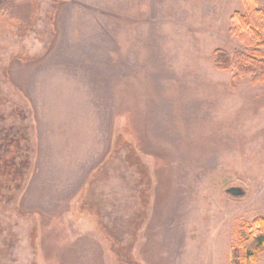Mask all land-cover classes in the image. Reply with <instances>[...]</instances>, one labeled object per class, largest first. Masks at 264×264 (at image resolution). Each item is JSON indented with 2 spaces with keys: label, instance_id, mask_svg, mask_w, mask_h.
I'll return each mask as SVG.
<instances>
[{
  "label": "rangeland",
  "instance_id": "374dc122",
  "mask_svg": "<svg viewBox=\"0 0 264 264\" xmlns=\"http://www.w3.org/2000/svg\"><path fill=\"white\" fill-rule=\"evenodd\" d=\"M240 10L0 0V264H230L264 217V82L213 56L253 52Z\"/></svg>",
  "mask_w": 264,
  "mask_h": 264
},
{
  "label": "trees",
  "instance_id": "16d2710c",
  "mask_svg": "<svg viewBox=\"0 0 264 264\" xmlns=\"http://www.w3.org/2000/svg\"><path fill=\"white\" fill-rule=\"evenodd\" d=\"M230 34L254 50L252 53L215 50L213 56L217 69H234L235 80L249 76L255 83L264 82V53L258 50L264 45V7L258 0H242V10L231 16ZM245 229L246 234L231 247L230 264H252L264 248V217L255 218L246 224Z\"/></svg>",
  "mask_w": 264,
  "mask_h": 264
},
{
  "label": "water",
  "instance_id": "95a60500",
  "mask_svg": "<svg viewBox=\"0 0 264 264\" xmlns=\"http://www.w3.org/2000/svg\"><path fill=\"white\" fill-rule=\"evenodd\" d=\"M227 194L235 197H241L245 195V190L238 186H232L226 189Z\"/></svg>",
  "mask_w": 264,
  "mask_h": 264
}]
</instances>
